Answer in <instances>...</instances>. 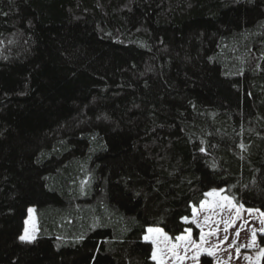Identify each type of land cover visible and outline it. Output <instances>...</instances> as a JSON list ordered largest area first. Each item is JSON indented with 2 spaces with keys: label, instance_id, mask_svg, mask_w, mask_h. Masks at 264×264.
<instances>
[{
  "label": "trees",
  "instance_id": "obj_1",
  "mask_svg": "<svg viewBox=\"0 0 264 264\" xmlns=\"http://www.w3.org/2000/svg\"><path fill=\"white\" fill-rule=\"evenodd\" d=\"M213 190L264 214V0H0V264H156Z\"/></svg>",
  "mask_w": 264,
  "mask_h": 264
},
{
  "label": "rangeland",
  "instance_id": "obj_2",
  "mask_svg": "<svg viewBox=\"0 0 264 264\" xmlns=\"http://www.w3.org/2000/svg\"><path fill=\"white\" fill-rule=\"evenodd\" d=\"M214 194L206 195L201 204L196 209L195 218L187 219L186 223H193L198 230V240L193 236L191 231V239L201 244V230L206 234L202 243V248L197 259H192L196 254V250L191 244L186 242H178L172 239L164 230L158 227H150L160 229L161 232L146 233L149 236V242L155 239L157 242L152 243L153 250L157 251L156 264H263L260 255L261 246L259 238L264 235L261 229H264V214L259 210L249 209L238 205L232 198L228 197L222 190L210 191ZM209 193V192H208ZM32 209V208H31ZM193 213V211H192ZM207 218V219H206ZM195 219L196 223L193 222ZM24 224L23 235L34 240L38 234V225L36 214L28 211ZM197 224L200 227H197ZM27 229V233H25ZM256 230L255 244H252V233ZM239 233V235H237ZM170 238V243L164 241L163 236ZM182 235H187L186 231ZM180 244L176 249L178 254L183 257L182 260L176 259L171 251L173 244ZM185 247L189 250L185 252ZM237 249H239L237 251ZM211 252L212 255H208ZM249 257L250 259H246Z\"/></svg>",
  "mask_w": 264,
  "mask_h": 264
},
{
  "label": "snow or ice",
  "instance_id": "obj_3",
  "mask_svg": "<svg viewBox=\"0 0 264 264\" xmlns=\"http://www.w3.org/2000/svg\"><path fill=\"white\" fill-rule=\"evenodd\" d=\"M243 147V145H242ZM201 151H204L203 148L200 149ZM214 193L213 192H209V193H206V195L208 196H211L213 195ZM204 204L202 202L201 204V207H203ZM33 211V209H29V212L31 213ZM196 216V209L193 208V217L195 218ZM187 217L184 218L185 221H187ZM207 219V218H206ZM193 222L196 223L195 219H193ZM27 223V221L25 222ZM262 224H264V221H261ZM197 227H200L199 224H197ZM262 232H264V229H261ZM147 232L148 233H153V232H161L160 229H153V228H148L147 229ZM25 233H27V229H25ZM186 233L187 235H180V236H177L176 237V240L178 242H186V244H191L192 248H194L196 250V254L192 257V259H197L199 254H200V251H201V248H202V243L204 242L205 240V233L203 232V230H201V234H200V240H201V244H197L196 241L192 240L191 239V229H186ZM237 235H239V233H237ZM19 239L21 241H27V242H31V238L27 237V235H22L19 237ZM144 239L147 241L149 240V236L148 235H145ZM163 239L164 241H167L170 243V238L167 237L166 235L163 236ZM255 239H256V230H253V233H252V244L249 245V247H251L253 244H255ZM157 241L155 239L152 240V243L155 244ZM180 247V244L177 243V244H173L172 247H171V251L173 253V255L175 256L176 259H180L182 260L183 257H181L178 252L176 251V249ZM185 252H187L189 249L187 247H185ZM239 249H237L238 251ZM208 255H212L211 252H208ZM260 255L261 256H264V249H261L260 251ZM152 259H157V251L156 250H153V253H152ZM246 259H250L249 257H246Z\"/></svg>",
  "mask_w": 264,
  "mask_h": 264
}]
</instances>
